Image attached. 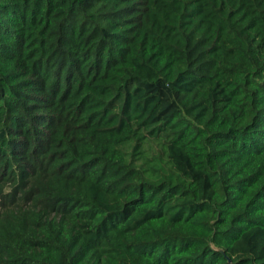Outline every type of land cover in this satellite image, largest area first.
<instances>
[{
  "label": "trees",
  "instance_id": "trees-1",
  "mask_svg": "<svg viewBox=\"0 0 264 264\" xmlns=\"http://www.w3.org/2000/svg\"><path fill=\"white\" fill-rule=\"evenodd\" d=\"M0 264H264V0H0Z\"/></svg>",
  "mask_w": 264,
  "mask_h": 264
}]
</instances>
